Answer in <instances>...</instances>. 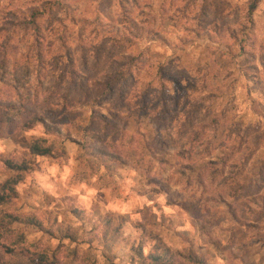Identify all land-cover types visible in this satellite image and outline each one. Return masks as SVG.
<instances>
[{"label": "rangeland", "instance_id": "1", "mask_svg": "<svg viewBox=\"0 0 264 264\" xmlns=\"http://www.w3.org/2000/svg\"><path fill=\"white\" fill-rule=\"evenodd\" d=\"M43 1L0 0V19L11 18L9 13L19 8L28 12ZM60 1L69 5L63 7L66 35L80 34L83 28L89 35L98 26L101 35L133 29L137 36H131L140 47L136 53L143 52L153 63L168 65L174 78L169 90L176 98L170 103L176 107L171 106L175 121L165 132L167 144H177V130L184 125L181 113L189 107L185 101L214 93L204 102V111L210 109L221 119L220 139L211 153L217 157L221 152L220 158L226 161L199 167V159L206 153L195 155L196 150H202L197 145L195 151L180 155L168 149L172 154L169 163L161 161V156L152 157L144 145L155 143L146 116L139 124L130 123V133L137 138L130 143L131 152L122 153L124 162L95 158L77 142L95 141L77 132H72L75 141L54 136L61 150L41 157L27 149L33 136L53 138L41 124L24 133L17 131L25 142L15 141L2 131L0 155L29 165L14 185L11 204L3 211L35 214L45 221L49 217L54 227H72L80 237L79 244L72 247L77 245L81 252L91 249L89 261L93 264H103L104 255L110 259L108 264H134L129 258L132 249L147 254L157 246L191 248L208 256L212 264H264V21L257 8L250 10L254 3L257 7L258 0ZM49 27L57 25L51 22ZM156 30L166 37L167 44L159 38L149 40ZM27 34L19 29L11 38L22 46ZM56 37L51 33L47 36L45 51L49 49L52 54L57 50L56 40L46 47ZM91 39L89 35L87 41ZM78 49L76 41L72 53ZM148 72H136L135 76L146 81ZM109 97L104 95L99 105L86 102L80 106L85 122L95 109L124 127L126 113L117 112ZM192 125L196 122L189 127ZM214 127V123L204 124L202 130L211 134ZM17 176L18 172L0 168V193L7 179ZM254 181L258 186L249 185ZM256 193H263L258 203L252 198ZM248 220H258V225L243 226ZM39 238V245H31V250L43 251L47 245L55 249L62 242L60 264H75L67 256L69 240L28 231V241Z\"/></svg>", "mask_w": 264, "mask_h": 264}, {"label": "trees", "instance_id": "2", "mask_svg": "<svg viewBox=\"0 0 264 264\" xmlns=\"http://www.w3.org/2000/svg\"><path fill=\"white\" fill-rule=\"evenodd\" d=\"M66 6L69 7L60 0H45L30 7L28 12L19 8L18 12L9 13L11 18L0 19V133L7 131L11 139L25 142V137H20L17 131L24 133L41 124L45 133L53 138L33 136L32 141L27 143V149L33 156L50 157L62 148L55 137L65 136L75 141L72 132H77L95 141H77L89 149L95 158L105 160L112 157L124 162L122 153L131 152L130 143L137 138L130 133V123L139 124L141 117L146 116L153 128L151 141L155 143L145 142L144 145L150 149L152 157L161 156V161L169 163L168 156L172 154L168 149L177 151L180 155L195 151L197 145L202 150H196L195 155L206 153L199 159V167L215 163L216 160L223 165L226 160L220 158L222 153L219 152L217 157L211 153L217 146L213 144L220 139L218 135L221 119L218 120L210 109L204 111L205 99L213 97L214 93L185 101V105L189 107L184 108L181 113L184 125L180 124L177 130V144L174 147L169 142L167 144L165 132L170 131L175 121L171 106L176 107L174 102L170 103L176 98L169 90L174 78L170 75L172 72L168 65L153 63L145 53H136L140 47L131 36H137L133 29H125V33L118 30L114 35H101V26H98V29H93V33L89 34L93 36L90 42L87 41L89 35L84 34L87 28H83L80 34L66 35L68 27L63 11ZM255 8L256 3L251 5L250 10ZM51 22L57 27H49ZM8 25L9 28L15 27L12 33L9 32ZM19 29L25 34L28 32V39L21 42L22 46L11 38ZM50 33L57 37L48 41L46 47H51L55 40L59 44L52 54L49 49L45 51L43 48ZM158 38L163 44H167L166 37L157 30L149 40L156 41ZM76 41L80 45L77 55L72 53V46ZM142 71H151L147 73L148 80L135 76L136 72ZM139 83L141 85L138 90L136 87ZM106 94L110 96L108 102L113 107L116 106L117 112L126 113L124 127L95 109H91L90 118L85 122V111L80 106L86 102L99 105ZM186 99L187 97L184 100ZM191 122H196V125L189 127ZM211 123L215 124L213 132L206 134L202 126H210ZM139 155L144 159L142 153ZM0 168L18 172L16 178L7 179L4 192L0 193V264L61 263L58 253L65 243L59 242L55 249L47 245L43 251L31 250L29 247L34 244L38 246L41 238L28 241V231L41 232L43 237L59 241L69 240L67 256L75 264H93L89 261L91 249L81 252L77 245L72 247L73 243L80 242L79 233L72 227H54L49 217L45 221L35 214L22 215L14 211H3L5 206L11 204L15 193L14 185L20 181L21 174L29 170V165L1 154ZM254 184L255 181L249 183ZM262 194L253 195L255 203H258ZM257 222L258 220H248L243 226H256ZM20 226L26 228L19 229ZM104 258L103 264H108V255H104ZM129 258L134 264H212L208 256L191 248L174 250L157 246L147 254L142 249L135 248Z\"/></svg>", "mask_w": 264, "mask_h": 264}, {"label": "crops", "instance_id": "3", "mask_svg": "<svg viewBox=\"0 0 264 264\" xmlns=\"http://www.w3.org/2000/svg\"><path fill=\"white\" fill-rule=\"evenodd\" d=\"M256 8L261 13L260 19L264 21V0H258Z\"/></svg>", "mask_w": 264, "mask_h": 264}]
</instances>
